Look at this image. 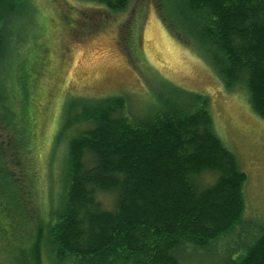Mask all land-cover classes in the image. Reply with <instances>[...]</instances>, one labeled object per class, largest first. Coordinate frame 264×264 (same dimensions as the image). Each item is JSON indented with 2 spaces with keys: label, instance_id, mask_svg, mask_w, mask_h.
<instances>
[{
  "label": "trees",
  "instance_id": "1",
  "mask_svg": "<svg viewBox=\"0 0 264 264\" xmlns=\"http://www.w3.org/2000/svg\"><path fill=\"white\" fill-rule=\"evenodd\" d=\"M86 1L107 13L122 12L128 3ZM23 4L0 0V64ZM157 5L168 29L198 50L227 91L242 87L264 120V0ZM4 97L1 87L0 103ZM178 97L160 99L142 117L129 113L122 96L79 100L82 108L65 126L72 129L62 181L47 198L45 215L38 203L35 213L27 209L31 202L23 195L38 194L36 180L16 179L8 145L0 146L1 263L38 264L44 251L54 264L214 263L212 256L202 261V254L217 256L219 264H264V220L258 225L245 218L247 177L215 133L209 99L190 92ZM1 113L11 128L23 127L24 114ZM205 174L213 178L203 187ZM102 194L114 196L111 209Z\"/></svg>",
  "mask_w": 264,
  "mask_h": 264
},
{
  "label": "rangeland",
  "instance_id": "2",
  "mask_svg": "<svg viewBox=\"0 0 264 264\" xmlns=\"http://www.w3.org/2000/svg\"><path fill=\"white\" fill-rule=\"evenodd\" d=\"M157 2L128 0L119 13L86 0H25L18 9L0 64V88L6 94L0 113L25 117L19 118V131L0 118V146L8 145L7 163L16 179L36 180L38 194L22 193L31 202L27 209L35 213L41 206L45 215L47 198L59 189L72 129L65 126L82 108L75 105L79 100L122 96L129 113L142 117L160 99L177 100L190 92L209 99L215 133L247 177L245 218L254 217L259 225L264 220V120L251 110L242 87L227 91L198 50L168 29ZM212 178L205 174L199 183L207 186ZM99 199L111 209L112 194ZM211 256L219 264L215 255L202 254L201 260L209 262L204 257ZM195 260L182 264H208ZM38 264L54 263L42 251Z\"/></svg>",
  "mask_w": 264,
  "mask_h": 264
}]
</instances>
